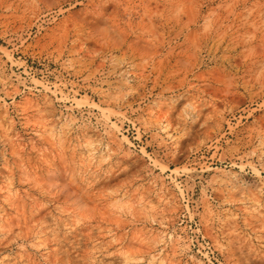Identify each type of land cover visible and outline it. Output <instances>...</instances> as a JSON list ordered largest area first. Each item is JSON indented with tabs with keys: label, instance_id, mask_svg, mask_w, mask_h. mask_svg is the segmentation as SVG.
Masks as SVG:
<instances>
[{
	"label": "rangeland",
	"instance_id": "1",
	"mask_svg": "<svg viewBox=\"0 0 264 264\" xmlns=\"http://www.w3.org/2000/svg\"><path fill=\"white\" fill-rule=\"evenodd\" d=\"M0 264H264V0H0Z\"/></svg>",
	"mask_w": 264,
	"mask_h": 264
}]
</instances>
